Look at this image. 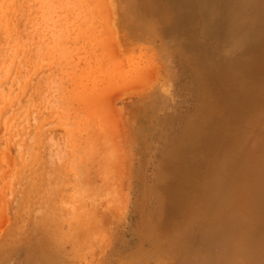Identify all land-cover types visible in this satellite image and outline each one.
Masks as SVG:
<instances>
[{"label": "rangeland", "instance_id": "374dc122", "mask_svg": "<svg viewBox=\"0 0 264 264\" xmlns=\"http://www.w3.org/2000/svg\"><path fill=\"white\" fill-rule=\"evenodd\" d=\"M166 2L0 0V264H184L187 249H240L208 246L206 218L185 206L251 127L233 103L256 89L229 72L264 25L223 35L230 0ZM194 122L204 133L190 140Z\"/></svg>", "mask_w": 264, "mask_h": 264}, {"label": "bare ground", "instance_id": "6f19581e", "mask_svg": "<svg viewBox=\"0 0 264 264\" xmlns=\"http://www.w3.org/2000/svg\"><path fill=\"white\" fill-rule=\"evenodd\" d=\"M151 1L158 2L163 10L168 7L166 0ZM230 1L231 15L220 34L264 25V0ZM174 6L187 18L188 6ZM238 50L240 57L233 58L229 74L239 81L251 82L256 92L253 95L236 94L233 105L239 108L235 111L234 122L241 125L249 119L252 124L248 131L239 134V138L229 141L225 147L226 157L206 167L208 170L202 176L204 178L195 190L191 204L185 206V212L187 219L198 215L206 218L204 227L209 237L208 246L228 245L237 240L241 247L224 257L208 255L194 259L187 249L183 251L184 264H246L251 256L248 250L264 253V38L246 47L239 44ZM204 101L208 111L212 108L209 99ZM189 133L190 140H195L204 132L201 124L194 122ZM233 151L236 153L229 154ZM182 233L185 237L187 231L183 229ZM177 242L174 245L178 246Z\"/></svg>", "mask_w": 264, "mask_h": 264}]
</instances>
